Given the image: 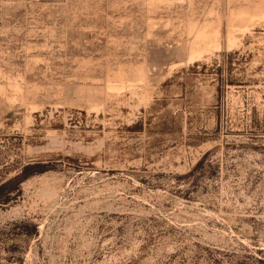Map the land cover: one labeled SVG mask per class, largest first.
Returning a JSON list of instances; mask_svg holds the SVG:
<instances>
[{
    "label": "rangeland",
    "instance_id": "1",
    "mask_svg": "<svg viewBox=\"0 0 264 264\" xmlns=\"http://www.w3.org/2000/svg\"><path fill=\"white\" fill-rule=\"evenodd\" d=\"M0 264H264V0H0Z\"/></svg>",
    "mask_w": 264,
    "mask_h": 264
}]
</instances>
